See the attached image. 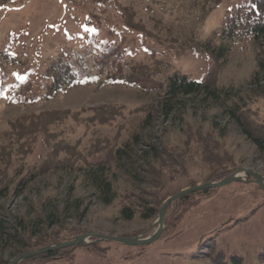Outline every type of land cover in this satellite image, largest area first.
Masks as SVG:
<instances>
[{
	"label": "rangeland",
	"instance_id": "1",
	"mask_svg": "<svg viewBox=\"0 0 264 264\" xmlns=\"http://www.w3.org/2000/svg\"><path fill=\"white\" fill-rule=\"evenodd\" d=\"M17 1L0 9V51L7 50L17 61L0 64L4 89L0 156L3 150L11 151L7 161L0 162V172L5 170L7 179L16 180L25 170L45 165L21 196L10 192L0 199L5 210L0 219L26 235L24 245L7 244L2 255L8 264L26 250L83 233L146 238L157 229L158 213L149 219L137 213L125 220L120 215L123 205L139 209L138 203L148 199L160 207L179 190L219 181L238 167L259 173L264 181V151L257 150L226 110L239 106L254 125H264V82L259 69L264 41L235 45L222 67L194 48L220 27L224 10L235 0H222L212 10V3L206 5L204 0ZM124 14L151 38H160L164 48L150 51L147 45L153 40L128 30ZM12 34L19 39L6 49ZM115 44L126 49L127 73L140 66L155 82L173 71L195 79L207 78L213 71L217 96L177 97L168 115L158 112L162 93L151 90L149 83L140 85L143 88L139 84L82 86L49 101L42 99L45 71L62 51L83 52L90 63L99 61L103 50ZM11 94L28 101L41 98L33 104H9ZM147 111L154 116L143 129L138 124ZM42 113L61 119L44 128V138L26 127L6 134L12 122ZM135 132H140L142 141L131 149L133 157L123 168L111 166L116 195L104 204L96 184L78 167L111 163V151ZM143 151L147 152L142 157ZM139 165L147 169L148 182L139 180L136 169L146 174ZM239 175L245 182L198 193L192 206L172 203L162 234L153 243L126 246L90 238V243L73 248L66 257L43 264H209L205 256L194 260L192 255L210 238L226 256L236 254L249 263L264 249V192L244 172Z\"/></svg>",
	"mask_w": 264,
	"mask_h": 264
},
{
	"label": "trees",
	"instance_id": "2",
	"mask_svg": "<svg viewBox=\"0 0 264 264\" xmlns=\"http://www.w3.org/2000/svg\"><path fill=\"white\" fill-rule=\"evenodd\" d=\"M221 1L222 0H204V3L206 5L212 3L210 9L212 10L213 8L218 7ZM17 2V0H0V9L9 8ZM123 16L124 26L128 30L140 35L141 38L146 37L149 40H153V43L150 41L149 45H147V47L151 49L150 51H154L153 49L156 47L162 49L164 48V43L160 40V38H151L143 26L137 25V23L130 20L127 15L124 14ZM18 39L19 37L17 34L10 35L7 40L6 49H9L18 41ZM262 41H264V0H235L232 1L230 5L228 4L227 8L224 10L220 27L214 30L204 41L197 42L194 48L195 50L200 49V51L204 53L208 59L218 64L219 67H222L229 60L235 45L246 42L259 43ZM147 47L143 45L142 48H145V51L147 52ZM125 52L126 49L123 50L122 46L119 47L118 44H115L107 50H103L102 54H100L98 58L99 61L92 60L89 63L87 55L83 52L62 51L56 59L48 65L45 71L44 79L46 80V83H44L43 88L45 91L42 99L49 101L58 96L64 95L69 89L82 86L95 85L103 87L124 85L134 87L138 84V86H145L149 83L148 86H151V88L148 86L147 88H150L151 90H161L162 93L161 100L158 104V112L168 115L175 109V100L177 97L189 95L217 96L218 88L214 80L216 74L213 73V71L210 72V75L204 79H195L185 73L173 71L167 74L162 82H155L152 80L153 78H151L149 73H145L143 68L140 66L133 67V69H138H135L132 73H127L126 70L129 68L125 61ZM3 63L14 65L17 61L14 56L7 52V50H3L0 51V64ZM259 69L261 73V80L264 82V60L262 59H259ZM2 81L3 77H0V85H2ZM251 81L252 83H255L256 77H252ZM3 92L4 89L0 86V98ZM39 98L41 97L29 99L28 101V99L24 96L15 97V95L11 94L7 97V101L9 104L22 103L26 105L38 102ZM226 110L234 118L245 137L255 145L258 151L263 152L264 125H254V123L248 119L246 111L239 108V106L228 107ZM152 116H154V114L147 111L142 120L139 122V127L143 129L147 127ZM58 119H60V117L54 116L52 113H42L38 116L32 115L26 118L24 117L22 119H18L17 122H12L11 130L6 134L11 135L16 133V131L13 130L14 128H17L18 130L21 127H26L25 130L29 133L37 134V136L44 138L46 134V130L44 128L50 126L52 122L54 123L58 121ZM140 137V132H135L121 145L115 147L111 151V163L109 164L104 161H96L86 163L82 167H78V170H84L88 178L96 184V187L101 192V198L104 204H110L116 195L114 190V182L116 180L109 174L111 166L114 165L118 168H123L125 162L130 161L133 157L131 149L142 141ZM143 142L148 144L145 139ZM153 150H155L156 155H159L157 148L154 147ZM146 152L147 151H143L142 157L146 154ZM163 152L166 155L169 154L168 151ZM10 154L11 151L5 152L3 150L0 156V162L4 160L7 161ZM44 165L45 164H43V166ZM43 166L40 168L36 167L25 170L22 174L17 175L16 180L7 179L5 170L1 171L0 199L5 197L10 192L15 194L17 197L21 196L29 184L38 178ZM152 167L153 166L151 165L148 167L149 170L152 169L150 171L151 173L154 170ZM138 168L143 171L146 170V174H143L138 171L139 169H136L139 180L148 182L150 177L147 169L143 167V165H139ZM235 169H233L232 172ZM208 190L184 195L181 198L172 201L169 206L174 202L192 206L193 197L198 193H205ZM138 204H141V208L139 209L138 207H132L129 204L123 205L120 209L121 217L125 220H130L138 213L141 218L149 219L158 213L159 206L155 205L153 201L144 199L143 203ZM169 206L167 207V210ZM0 213L5 216V210L3 207H0ZM25 236L26 235L18 229L17 225L5 223L0 219V264H8V262L3 259L2 255L7 244L9 242H14L16 244L21 243L24 245L26 240ZM55 243L59 242H54L52 244ZM77 246L61 248L32 256L18 264H43L48 261L59 260L66 257L68 253H70V251ZM204 256L207 258L209 264H264V249L261 250L253 260L246 263L239 255L231 254L226 256L222 251L218 250L214 238H210L207 241L206 246H202L197 253H194L192 255V259L197 260Z\"/></svg>",
	"mask_w": 264,
	"mask_h": 264
},
{
	"label": "water",
	"instance_id": "3",
	"mask_svg": "<svg viewBox=\"0 0 264 264\" xmlns=\"http://www.w3.org/2000/svg\"><path fill=\"white\" fill-rule=\"evenodd\" d=\"M241 172H244L246 176L251 177L253 179V182L264 192V181L259 173L254 172L250 169L238 167L232 173H230L229 175H227L226 177H224L223 179L219 181H212V182H206V183L189 186V187L183 188L179 190L178 192L168 196L162 202L161 206L158 209V214L156 218V223L158 225L157 229L152 235L146 238L106 235V234H99V233H94V232L83 233V234L75 236L71 240H66L63 242L43 246L37 249L25 251L19 256H17L15 259H13L9 264H18L21 261L27 258H30L32 256H36V255L50 252L53 250L87 244V243H90L87 241L90 238H93L95 242H100V241L117 242V243H122L126 246H138V245H146V244L153 243L162 234L163 227H164L163 221H164L165 213H166L167 207L172 201L179 199L184 195H188L194 192L213 189V188H219V187H222L227 184L234 183V182H245L238 175Z\"/></svg>",
	"mask_w": 264,
	"mask_h": 264
},
{
	"label": "bare ground",
	"instance_id": "4",
	"mask_svg": "<svg viewBox=\"0 0 264 264\" xmlns=\"http://www.w3.org/2000/svg\"><path fill=\"white\" fill-rule=\"evenodd\" d=\"M239 175V174H238ZM239 177H242V175H239Z\"/></svg>",
	"mask_w": 264,
	"mask_h": 264
}]
</instances>
